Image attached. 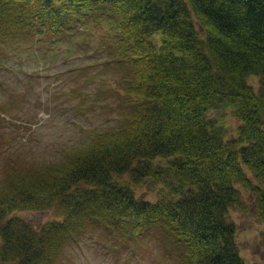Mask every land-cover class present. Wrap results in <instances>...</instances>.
<instances>
[{
	"label": "trees",
	"instance_id": "1",
	"mask_svg": "<svg viewBox=\"0 0 264 264\" xmlns=\"http://www.w3.org/2000/svg\"><path fill=\"white\" fill-rule=\"evenodd\" d=\"M96 25L119 74L115 123L62 160H5L0 264H56L96 230L154 233L172 264H249L231 211L249 209L243 189L264 223V0H0V55ZM222 110L235 135L209 115ZM43 211L56 218L18 215Z\"/></svg>",
	"mask_w": 264,
	"mask_h": 264
},
{
	"label": "rangeland",
	"instance_id": "2",
	"mask_svg": "<svg viewBox=\"0 0 264 264\" xmlns=\"http://www.w3.org/2000/svg\"><path fill=\"white\" fill-rule=\"evenodd\" d=\"M105 31V25L89 26L50 51L22 45L5 58L0 55V171L8 157L33 162L62 160L115 123L118 99L112 93L119 74L107 60L109 38ZM209 115L229 135H235L238 122L229 110ZM154 189L143 186L138 192L155 200ZM242 194L249 209L231 211L239 253L249 264H264L260 245L264 223L254 216L249 193L242 189ZM18 215L35 226L56 218L52 211ZM56 264L172 261L154 233L138 240L96 230L66 242Z\"/></svg>",
	"mask_w": 264,
	"mask_h": 264
}]
</instances>
